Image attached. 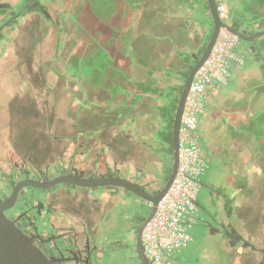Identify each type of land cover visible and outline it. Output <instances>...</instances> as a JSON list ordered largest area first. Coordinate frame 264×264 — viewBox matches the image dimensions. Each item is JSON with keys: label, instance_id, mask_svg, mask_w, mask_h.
I'll list each match as a JSON object with an SVG mask.
<instances>
[{"label": "crops", "instance_id": "1", "mask_svg": "<svg viewBox=\"0 0 264 264\" xmlns=\"http://www.w3.org/2000/svg\"><path fill=\"white\" fill-rule=\"evenodd\" d=\"M3 1V4L8 3L7 0ZM28 1L15 0L9 11L1 10L4 12L0 13V26L11 17L15 19L13 26L7 27L2 32L1 51L15 42L16 27L24 25L25 28L30 16L37 14L41 20H51L47 5L39 11L31 7L27 9L23 6ZM226 2L228 10L232 8L231 11L235 16H242L244 19L237 17L243 23L239 24L238 29L248 39L240 40L237 45L236 50L242 62L230 69L227 83L216 82L207 87L203 99L206 113L201 115L198 139L203 157L210 165V169L203 178L204 185L208 188L202 189L197 204L199 202L206 208L207 212H202L203 218L209 219L207 216L213 214L220 225L209 223L208 227H204L200 221L194 223L191 230L193 243L190 248L181 252L179 264H264V225L260 229L251 224L253 222L264 224L263 214L255 219L258 209L264 202V49L259 50L254 43L248 42V40L252 41L255 33L264 31V11L261 10L264 9V0H227ZM19 3H22V7L17 10L16 5ZM131 6L128 23L126 21L122 27L123 37L119 40L123 46L122 53L127 65V70L124 66H117L121 70L120 76L123 77L119 80L123 83L127 78L132 83V89L142 88L149 80L152 81L153 88H159L162 83H175L180 79L182 72L190 69L196 57L203 55L207 50L215 30V23L208 15V11L200 10L199 6L193 5L188 0H135ZM59 10L62 8L56 12L55 55L58 60L62 54L64 55L65 50H68V58L64 62L66 64L72 61V56L74 57L79 26L71 19V33L68 34L69 31L67 28L64 29L63 24L66 18H60ZM29 31H32L31 28ZM65 35H69L70 39H63ZM42 40L39 34L36 39L37 46L43 43ZM64 63H61V66H64ZM105 63L106 67L110 65L109 61ZM54 77L60 108L55 109V127L59 125L57 121L63 122V113L68 112L69 105H72L74 107L71 117L72 127L77 129L72 137L67 138V142L72 144V152L66 162H63L64 158L61 157V165H68L69 157H72L74 161L71 165H76V169L88 174L97 170L96 163L100 158L98 165L101 169H105L108 164L103 159H106L104 155L109 149L106 143L111 144L113 130H109L104 122L98 121L100 122L98 127L101 128L98 134L95 137L87 136L86 134L93 129L90 120H83L82 114L87 111L98 116L101 114L97 112L101 110L106 119L117 121L118 119L113 116L111 107L109 110L105 108L107 106L96 107L94 105L96 103L89 99V95H94L87 93L81 83V80H86L84 74L72 77L71 73L62 70L59 73L54 72ZM111 89L110 84V91ZM154 105V99L145 98L133 107L134 114L138 110L145 111H142L143 114L137 125H140L143 119L147 121L154 119L152 116L156 113L153 112L156 111ZM31 107L29 101L24 106V110H29L30 115L33 111ZM35 108L39 113H36V116L41 122L40 109ZM122 127L121 125L117 128L118 133L123 132ZM126 136L131 144L137 143L143 150L148 151L138 138ZM88 143L93 144V147H86ZM95 147L98 148V152L92 157L91 153ZM15 166L25 167L18 164ZM145 173L148 181L146 183H149L156 179L158 171L155 175L149 171ZM157 187V184H152L150 189L154 190ZM214 188L217 189V194L220 193L218 196L213 195ZM76 193L90 194L89 191ZM226 197L232 201L234 211L232 221L236 226L230 231L233 236L237 235L235 243L223 236L228 232L226 225L231 223L226 217L228 208ZM242 240L245 241L244 244L236 245ZM231 244L236 248H231ZM222 254L227 258L226 261L222 259Z\"/></svg>", "mask_w": 264, "mask_h": 264}, {"label": "rangeland", "instance_id": "2", "mask_svg": "<svg viewBox=\"0 0 264 264\" xmlns=\"http://www.w3.org/2000/svg\"><path fill=\"white\" fill-rule=\"evenodd\" d=\"M14 1L7 0L6 9L8 11L12 8ZM70 2V5H66V0H43L48 7L49 19L52 22L41 20L37 14L30 16L25 28L24 25L16 27L15 42L3 48V51L0 50V177L3 173L10 174L16 164L44 170L48 166L61 164L62 156L63 162L68 160L67 157L72 152V144L67 142V138L72 137L77 131L72 127L71 117L74 107L69 105L68 112L63 113V122L57 121L59 125L55 127V109L59 104V96L55 88L54 72L59 73L65 70L66 73H71L72 77L84 74L86 80H81V83L85 91L98 96V94L104 95L105 93L107 95L110 91V83L105 77L106 71L109 74H116L117 66H124L127 70L122 53L123 46L119 40L123 37L122 27L126 21L128 23L131 5L135 0H70ZM3 3L4 1L0 0V4ZM29 5L34 8L37 4L35 2ZM21 7L22 3L16 5L17 10ZM60 8H62L59 10L60 18H66L63 24L64 29H68V34L71 33V19L75 20L79 26L76 36L78 44L74 50V57L72 56V61L66 64L64 62L68 58V50H65L64 55L62 54L58 60L55 55L56 12ZM261 10L264 11V9ZM30 28L32 31H29ZM39 34H41L43 43L38 47L36 39ZM63 39L69 40L70 37L65 35ZM104 50L110 54V57L105 58V61L110 62L107 67L104 62ZM60 61L65 65L61 66ZM119 99L126 102L128 98L120 96L118 101ZM28 101L34 111L31 115L29 110H24ZM122 102L115 107H120V109L123 107L127 110L129 106ZM35 107L40 109L41 122L36 116V113H39L35 111ZM99 111L97 113L102 115V111ZM142 111L138 110L135 114L141 116ZM82 115L83 120H90L92 129L100 126V122H104L109 130H113L111 144L106 143L109 149L104 155L105 163L117 165L126 172H132L133 168L141 167L155 175L159 157L143 150L137 143L131 144L127 141V134L124 132L118 133L117 128L121 125L125 126L124 120L106 119V117L96 116L95 113L91 114L87 111ZM46 121L49 122L48 125ZM150 123L143 119L139 127L142 129L141 127L152 126ZM85 146L91 148L93 144L88 143ZM97 152L98 148L95 147L91 153L92 157H95ZM35 190L38 192V189ZM102 196L110 195L106 191ZM117 198L114 196L111 202L105 204L102 199L95 202L92 194H73L65 187L59 188L50 195V202L56 209L52 218L59 227L69 228L81 221L82 217L91 228H95L94 237L96 239L99 237L97 231L100 232V229L96 228L98 227V216L96 217L94 213L92 215V210L96 206L101 208L104 205L106 209H109ZM262 214L264 215V202L263 206L258 209L255 219L257 220ZM259 223L251 224L262 229L264 224ZM129 254L121 252L119 258L118 255L113 256L109 262L110 264H136L134 254L132 256Z\"/></svg>", "mask_w": 264, "mask_h": 264}, {"label": "trees", "instance_id": "3", "mask_svg": "<svg viewBox=\"0 0 264 264\" xmlns=\"http://www.w3.org/2000/svg\"><path fill=\"white\" fill-rule=\"evenodd\" d=\"M188 1L192 2L193 5L199 6L200 10L202 9L204 11H208V15L211 17L212 21L215 23L214 15L210 7L209 0H188ZM35 2L37 3V5L34 7L35 8L34 10L39 11L46 6L43 3V0H29L28 3L26 4L29 5ZM70 4H71L70 0H66V5H70ZM226 6H227V2H226ZM231 9L228 10L227 8L226 18L222 19V21L227 26H229L234 32L242 36V37L237 36L238 43L240 40L247 41L248 38H246L244 34H241L238 29L239 24H241L242 23L241 21L244 19H242V16H239V17L238 15L235 16L233 14V11H231ZM3 12L4 11H1L0 13H3ZM237 17L241 18L242 20L238 19ZM5 22H3V25ZM255 34H254L252 41L248 40V42L254 43L257 46V48H259V50H263L264 49V31L257 32ZM236 53L238 55L239 60L230 61L229 67H228L229 74L226 80L224 81V83H227V80L230 76V69L233 68L235 65H239L242 62V59L240 58L237 50H236ZM103 54H104V62H106L105 58L106 57L108 58L109 54L107 53L106 50L103 51ZM202 56L203 55H198L195 61L191 63L190 69L188 71L182 72L180 79L176 80L175 83H170V84L162 83L159 88L158 87L153 88L152 87L153 83L151 80H149L148 83L146 85L144 84L142 88L140 87L138 89H132L133 88V86L131 85L132 83L127 78H125V81L121 83L122 81L120 80L123 79V77L120 76L121 70L119 67L117 68L116 74L115 73L109 74V72L106 71V77H108L107 79H109L108 81L112 86L111 91H108L109 93L107 95H105L106 94L105 93L104 94L105 96L101 94H98V96L97 95L88 96L91 101L96 103L94 104L96 107L102 108V107L107 106L105 108H107L108 110L111 107V110L113 111V116L116 119H123L126 122L125 126L123 125L122 127V131L129 136L132 135V137L138 138L139 141L142 143V145L147 147L149 152H151L152 154H156L159 157L157 161L158 163L155 167L156 168L155 171H158L157 177L155 176L156 177L155 180H153L152 182L146 183L148 182L146 181V173H145L147 170L141 167L133 168L134 172L133 170L132 172H126L124 171L123 168L118 167L117 165H107L105 169H101V167L98 165L100 158L97 160V163H96L97 170L93 171L92 173L86 174L85 171H79L78 169H76V165L75 166L71 165V163L74 161V159L71 157L69 158L68 165L55 164L54 166L46 167L44 170L35 169L30 166L29 167L26 166L24 167L25 171L23 173H20L21 175L18 172L19 168H17L16 166H13V171L10 173L11 176L20 175V177L18 179L15 178L14 180H12L11 185L15 186L17 183L25 179L43 181L42 177L45 176L46 179L44 181H49L61 175H75L76 173H83L85 178H99V177H105V176L123 177L141 186L144 190L148 191L151 195L159 194L161 190L163 189L164 185L167 183L170 177L171 171H172V167H173V161H174L173 130H174V122H175V117H176L178 105L180 102V98H181L183 89L186 85V82L188 80L190 72L195 67V65L198 63V61L200 60ZM211 84L213 83L208 84L207 87ZM207 87L205 88V91ZM133 90H136V91H133ZM204 93H203V98H202V104H203V99H204ZM120 96L122 97L125 96V98H128L127 101L122 102L123 100H120V99L118 101V98ZM145 98H151L155 100V105L153 107H155L156 113L155 115H152L154 116V119L153 120L150 119V122H151L150 124L152 126H147L146 128L141 127L142 129H140L139 125L137 124L141 117L134 114L133 107L138 102H140L142 99H145ZM121 102L126 103V105L129 106L127 107V110L126 109L124 110L123 107H121L122 109H120V107H115ZM205 113L206 111L203 106V112L198 117V127L194 134L195 140L197 142L198 147L201 150L202 158L205 163V170L199 179L200 180L199 181L200 182L199 194L202 191V189L208 188V186L204 185L203 178L206 176V174L208 173L210 169V165L203 157V152H202L203 150L198 140L199 139V124H200L201 115ZM98 116H102L103 118H105L103 115H98ZM100 129H101L100 127H98V129L96 130L93 129L89 131V133H87L86 135L90 137H95L98 134V131ZM4 175L6 176V174L3 173L2 176ZM39 177L41 179H38ZM6 184L7 183L2 181V177H0V186L1 185L5 186ZM152 184H157L158 187L154 190H151L150 186ZM63 187H65L71 193H76L78 191H89V193L92 194L94 199H97L98 202L99 200L102 199L105 202V204L108 202H111L110 200L112 199V197L114 196L118 197L114 201L113 206H111L109 209H106L105 205L101 207L107 210V214L104 217V221L103 220L99 221L97 228H99L100 232L103 233L104 241H107V243L109 242L110 239L111 240L114 239L116 235L123 236V237L127 236L129 239L130 237L133 238V240L129 241L127 244L128 249L130 250V249L138 248V240H137L138 231L141 228H143L144 224L147 222L149 216L151 215L152 210H153L152 204L142 200L141 198L137 197L130 191L123 189L121 187H117V186L80 188L70 183H64V184L57 185L54 188H51L49 190H40V189L38 190L41 192L40 193L41 197H43V199L45 200V198H48V196H50L55 190L59 188H63ZM106 191L110 196H102V194ZM217 193H218L217 189L214 188L213 195L218 196L220 194V193L219 194ZM226 199L228 200L227 201L228 208L226 210L227 211L226 217L228 220H230L231 223H229L228 226L226 225V230L228 229V232H225L223 236L225 239H228L232 241L233 243H235L237 240V235L233 236L230 231L232 228L236 226L235 223L232 221L233 216H234L232 201H230L227 197ZM205 209L206 208L203 207L202 204H200L199 202L197 204L196 202V210L194 214H192L191 216L187 218V220H185V226L190 236H191V230L194 227V223L196 222L200 221V223L204 227H208L209 223H215L217 225L218 224L220 225V223L216 219V216L213 214H210L209 216H207L209 217V219L202 217V212L203 211L207 212ZM215 214L218 216L217 213ZM192 243H193V238L191 236V241L189 242L188 245L178 249L177 251H174L173 253H171V255H169V261L172 264H179L180 263L179 257H180L181 252L187 248H190ZM244 243L245 241L242 240L236 243V245L244 244ZM231 248H236V246H232L231 244ZM134 256L136 259V264H142V262L140 261L139 254L135 253ZM221 256H222V259L226 261L227 258L223 254ZM148 263L150 264L149 261Z\"/></svg>", "mask_w": 264, "mask_h": 264}, {"label": "built area", "instance_id": "4", "mask_svg": "<svg viewBox=\"0 0 264 264\" xmlns=\"http://www.w3.org/2000/svg\"><path fill=\"white\" fill-rule=\"evenodd\" d=\"M221 19L227 15L226 0H215ZM238 37L222 29L209 59L191 85L180 127L179 168L175 180L159 201L153 217L142 229L144 255L150 264H172L169 255L191 241L185 220L196 210L200 176L205 170L202 153L194 134L203 112L202 98L208 84L223 82L230 61L239 60Z\"/></svg>", "mask_w": 264, "mask_h": 264}, {"label": "flooded vegetation", "instance_id": "5", "mask_svg": "<svg viewBox=\"0 0 264 264\" xmlns=\"http://www.w3.org/2000/svg\"><path fill=\"white\" fill-rule=\"evenodd\" d=\"M6 5L0 4V11L5 10ZM25 7L30 9L31 5L26 4ZM14 22L15 19L10 18L7 19L4 25L0 26V37L3 30L13 26ZM24 171L25 168H19L18 172L20 174ZM20 175L11 176V174L6 173V176H1L2 181L7 183L5 186H0L1 198L9 197L15 187L11 185L12 180L18 179ZM42 179L44 182L46 177L44 176ZM40 193L39 190L37 192L33 187L22 189L14 207L6 211V215L32 243L41 259L47 260L51 264H105L111 261L113 256L118 255L119 258L121 252L130 253L129 256L138 253V248L128 249L127 244L133 238L129 239L127 236H116L107 243V241H104L103 233L97 231L99 237L96 240L94 237L95 228H91L82 217L81 221L72 227H59L52 218V214L56 213V209L53 208L50 202V196L44 200ZM94 201L98 202L97 199ZM93 213L96 217L98 216L97 222L99 224L100 220L104 221L107 210L96 206L92 210V215Z\"/></svg>", "mask_w": 264, "mask_h": 264}, {"label": "water", "instance_id": "6", "mask_svg": "<svg viewBox=\"0 0 264 264\" xmlns=\"http://www.w3.org/2000/svg\"><path fill=\"white\" fill-rule=\"evenodd\" d=\"M209 4L214 15L215 30L212 35L211 41L207 47V50L204 52L203 56L200 58L198 63L190 72L188 80L182 92L175 117L174 130H173V148H174L173 167L170 177L167 183L164 185L161 192L157 195H151L141 186L119 176L85 178L83 173H76L75 175H61L49 181H44V182L33 179L22 180L15 185L9 197L7 198L0 197V264H51L49 261L43 260L37 255L32 243L26 238V236L6 215V211L14 207L18 199L19 193L21 192L22 189L26 187H33L37 189L47 190L64 183H70L80 188L117 186L130 191L131 193L141 198L142 200L152 204L153 210L148 220H150L153 217L159 201L161 200L163 195L168 191V189L172 185L178 173L181 120L186 105L187 97L191 85L195 79V76L197 75L201 67L205 64V62L209 59L212 49L222 29H227L236 36L242 37L238 33L234 32L229 26H227L222 21V19L218 14L215 0H209ZM142 229L143 228H141L138 231V236H137L138 254L142 264H149L147 258L144 255Z\"/></svg>", "mask_w": 264, "mask_h": 264}]
</instances>
